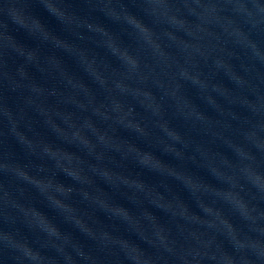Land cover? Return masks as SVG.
Here are the masks:
<instances>
[{
    "label": "clouds",
    "instance_id": "1",
    "mask_svg": "<svg viewBox=\"0 0 264 264\" xmlns=\"http://www.w3.org/2000/svg\"><path fill=\"white\" fill-rule=\"evenodd\" d=\"M9 14L35 46L0 32V147L25 154L0 152V264L5 250L13 264H264V0H22Z\"/></svg>",
    "mask_w": 264,
    "mask_h": 264
},
{
    "label": "water",
    "instance_id": "2",
    "mask_svg": "<svg viewBox=\"0 0 264 264\" xmlns=\"http://www.w3.org/2000/svg\"><path fill=\"white\" fill-rule=\"evenodd\" d=\"M16 1H17L18 4H20V3L22 2V0H16ZM79 2H80V0H73V3H75V4H79ZM125 2L131 4V0H125ZM31 10H32L34 13H36V14H40V15H42V16L47 20V22L49 23V25H50L52 28H54L56 31L59 32V31L61 30V26L58 24V22H57L54 18L48 16V14H47L46 12H44L42 6H40V5L37 4V3H33ZM135 10H136V9L133 8V11H135ZM96 15H98V16H99V19L101 20V22H104L105 24H107L108 27H109L112 31H114V32H116V33H118V34H120L121 39H122L126 44H131V43H133L132 40L129 38V36H128L126 33L122 32L121 27H120L119 25H117V24H113L111 21H108L106 18H104V17H103L102 15H100V14H96ZM193 23H195V22H193ZM184 43H187V41H177L175 46H176L177 48H181V47H184ZM191 43L195 44L196 41H195V40H192ZM212 44H214V42H211V41L207 42V41H206V42L204 43L203 51H204L205 53L210 52V51H211ZM88 47H90V48L93 49L96 53H98L99 56H100L101 58H104V57L106 56V52H105V50H104L103 48H98V47H96L94 44H88ZM192 54H193L192 51L189 50V55H192ZM198 58H199V57H198ZM64 59H65L66 64H67L71 69H73L74 71H78V72H79V70H78L77 67H76L75 61H74L71 57H68L67 55H65ZM107 59H109L113 64H116L115 59L112 58L110 55L107 57ZM79 74L83 75L82 72H80ZM216 79H217L218 81H220V82H218V86L222 87V82H223L226 86L232 87L230 81L228 80V78H227L223 73H220V74L217 76ZM185 94H186V95L192 100L193 103L197 104L202 110H205L209 115L214 116V117L218 115V114L215 112L214 109H212L210 106H208V105L206 104V102L200 98V95H199L198 89H196V88H195L194 86H192L191 84H187V85H185ZM201 95H204V94L202 93ZM211 95L216 96L217 98H219L220 93H212ZM169 103H171V101H169ZM136 110H137L138 113H141V114L143 113V109H141L138 105H137V107H136ZM172 111H173L172 109H169V112H170V113H171ZM171 122H172L173 125L179 127L182 131H187V130H188L187 127L185 126V123H184V121H183L182 118H179V117H173L172 120H171ZM123 135L128 136V133H123ZM129 138L131 139L132 137L129 136ZM221 150H223V151H227L226 148H222ZM157 155H162V153H161L160 151H157ZM162 158L165 159L166 161L170 162V163H176V161H175V160L173 159V157H171L170 155H163ZM131 170H132L134 173H135V172H139V173H141L142 176H143V178H144L146 181H148L149 183H155V184H158V183H159V179H160V178H159L158 176L152 174V173L147 172L146 170H142V169H140V168H133V169H131ZM193 170H194V171H199V174L202 175V176H206V175H207L206 172H205V170H203V169L197 170V169L194 168ZM174 187L176 188L177 191L180 190L179 187H178L177 185H175V184H174ZM161 190L163 191V189H161ZM111 191H112V190H111ZM181 194H183V193H181ZM115 199H117L118 201H120V202H122V203H126V201L123 199V197H121L118 193L116 194ZM157 203H159V202L157 201ZM177 211H179L178 208H177ZM157 215H159V216H161L162 218H165V219H166V217H164V213H163V212H160V211L157 210ZM132 239L135 240V239H137V237H135V236L133 235V236H132ZM133 253H134V252H133Z\"/></svg>",
    "mask_w": 264,
    "mask_h": 264
}]
</instances>
